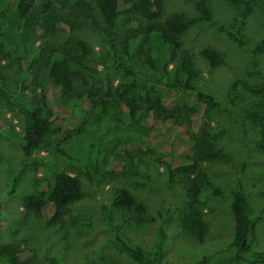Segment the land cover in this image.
I'll return each instance as SVG.
<instances>
[{
  "label": "trees",
  "instance_id": "trees-1",
  "mask_svg": "<svg viewBox=\"0 0 264 264\" xmlns=\"http://www.w3.org/2000/svg\"><path fill=\"white\" fill-rule=\"evenodd\" d=\"M183 1L195 3L197 18L168 14L167 0H44L38 4L33 0H0V58L12 57L19 66L13 91L0 77V102L21 117V134H17L16 126L0 115V137L18 143L23 157L29 159L51 132L64 128L57 125L62 119L60 114L65 115L67 107L81 106V123L68 134L73 148L64 147L69 143L64 140L62 147L50 153H58L60 162L76 164L87 173V163L93 160L96 164L98 153L105 149L108 172L116 171L122 177L146 174L141 156L159 155L168 183L179 179L186 185L189 200L180 209L182 228L201 243L206 232L204 205L222 191L208 180L199 164L226 160L227 155L205 137L207 114L217 104L212 96L195 87L197 71L191 52L183 47L189 28L197 20L211 22V12L207 0ZM225 1L238 7L239 15L230 26H213L242 46V27L258 0ZM120 16L124 21L117 27ZM86 28L102 36L106 54H93L87 44L76 38L65 42L55 38L61 30L70 34ZM262 50L264 39L253 52ZM200 56L212 68L223 64L210 48L202 49ZM139 57L151 74L136 70L135 59ZM175 61L170 81L168 67ZM114 73L129 83L113 86L110 76ZM31 87L41 91L36 105L26 99ZM239 87L254 97L244 115L259 123L256 149L264 154V79L254 85L234 82L230 102ZM192 124L197 131L193 134ZM101 129H108L109 136L104 140L100 138ZM86 137L88 144L84 142ZM126 146L131 152L125 150ZM57 160L50 155L37 164L43 176L37 180V191L22 196L21 207L26 215L40 214L52 222L83 197L77 179L60 171ZM230 211L233 231L227 248L202 256L196 264H264V252L251 249L254 222L264 212L253 217L240 188L232 192ZM119 214L127 215L134 223L154 221L147 207L125 186L115 190L110 206L101 211L109 241L135 264H161L163 232L159 231L157 244L146 251L123 233L117 222ZM0 258L15 264L17 252L12 246L2 245ZM47 261L57 264L53 258Z\"/></svg>",
  "mask_w": 264,
  "mask_h": 264
},
{
  "label": "rangeland",
  "instance_id": "rangeland-1",
  "mask_svg": "<svg viewBox=\"0 0 264 264\" xmlns=\"http://www.w3.org/2000/svg\"><path fill=\"white\" fill-rule=\"evenodd\" d=\"M33 1L38 4L44 0ZM207 3L211 22L195 21L183 38V47L191 52L197 71L195 87L212 96L217 104L207 114L205 137L227 155L226 160H206L199 164L208 180L222 191L220 196L204 205L206 232L202 242L197 243L182 228L180 209L189 200L186 185L179 179L173 184L168 183L159 155L141 156L146 174L122 177L116 171L108 172L109 157L105 149L98 153L96 164L93 160L87 163V173L76 164L60 162L58 153H50L66 141L69 143L64 147L73 148L68 134L81 123L82 109L77 105L67 107L65 115L60 114L62 119L57 125L64 128L51 132L44 145L29 159L23 157L18 143L0 137V246L9 245L16 250L15 264H48L49 258L55 259L57 264H135L114 249L101 218L102 209L110 206L115 190L121 186L127 187L154 218L151 223H134L127 215L119 214L117 222L121 230L132 243L146 251L157 244L159 231H162L161 264H196L202 256L227 248L233 231L230 205L235 189L240 188L243 192L253 217L264 212V154L256 149L260 126L244 115L254 97L239 87L233 101L229 99L234 82L254 85L264 79V50L253 52L256 44L264 39V0H258L242 27V46L213 26H230L239 15V8L225 0H207ZM166 12L183 13L190 18L198 16L195 3L183 0H167ZM123 21L124 17L120 16L117 27ZM57 33L58 42L76 38L87 44L95 55L107 53L102 36L92 29ZM204 48L214 50L223 64L210 67L200 56ZM176 64L177 61L168 67L170 81ZM90 65L97 66L96 63ZM135 68L151 74L140 57L135 59ZM18 72L14 58H0V77L10 91L15 88ZM110 80L113 86L129 83L119 73L112 74ZM40 95L39 88L31 87L26 95L27 102L36 105ZM51 101L55 106L52 97ZM0 115L12 122L17 134H21V117L16 110L0 102ZM101 130L100 138L104 140L109 136L108 129ZM196 132V125L192 124L190 133ZM81 137L78 138L80 143ZM125 150L131 152L127 146ZM50 155L58 159L60 171L77 179L83 192V197L65 215L52 222L40 214L26 215L21 207L22 196L39 189L36 183L43 175L37 164ZM48 163L51 162L48 160ZM251 249L264 252V216L254 222ZM0 264L8 263L0 258Z\"/></svg>",
  "mask_w": 264,
  "mask_h": 264
}]
</instances>
